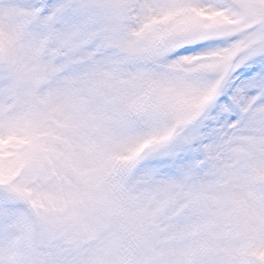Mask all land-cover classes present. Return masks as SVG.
<instances>
[{"label": "snow or ice", "instance_id": "6c2138e0", "mask_svg": "<svg viewBox=\"0 0 264 264\" xmlns=\"http://www.w3.org/2000/svg\"><path fill=\"white\" fill-rule=\"evenodd\" d=\"M0 264H264V0H0Z\"/></svg>", "mask_w": 264, "mask_h": 264}]
</instances>
